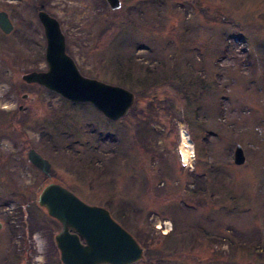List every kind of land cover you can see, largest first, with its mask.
Instances as JSON below:
<instances>
[{
  "label": "rangeland",
  "instance_id": "obj_1",
  "mask_svg": "<svg viewBox=\"0 0 264 264\" xmlns=\"http://www.w3.org/2000/svg\"><path fill=\"white\" fill-rule=\"evenodd\" d=\"M3 10L15 30L0 29V264H63L62 226L38 203L50 182L111 211L144 249L134 264H264V0H0ZM39 10L60 21L83 75L136 94L143 74L150 89L126 116L23 80L47 69Z\"/></svg>",
  "mask_w": 264,
  "mask_h": 264
},
{
  "label": "water",
  "instance_id": "obj_2",
  "mask_svg": "<svg viewBox=\"0 0 264 264\" xmlns=\"http://www.w3.org/2000/svg\"><path fill=\"white\" fill-rule=\"evenodd\" d=\"M107 1L113 9L121 6V0ZM39 18L47 39L48 69L28 72L23 75V80L42 85L72 102L92 103L111 120L124 117L135 103V93L84 76L74 58L66 52V37L60 21L44 10L39 12ZM0 28L6 34L14 30L7 11H0ZM28 158L42 172L51 174V162L36 149L29 151ZM245 161L244 149L238 144L234 162L241 165ZM38 203L62 225L55 239L64 264H133L142 259V246L107 208L86 203L56 182L43 188Z\"/></svg>",
  "mask_w": 264,
  "mask_h": 264
},
{
  "label": "bare ground",
  "instance_id": "obj_3",
  "mask_svg": "<svg viewBox=\"0 0 264 264\" xmlns=\"http://www.w3.org/2000/svg\"><path fill=\"white\" fill-rule=\"evenodd\" d=\"M180 136L182 139L180 145L182 160L184 163H189V161L194 157V143L190 138L189 133L185 129H182V131L180 132Z\"/></svg>",
  "mask_w": 264,
  "mask_h": 264
},
{
  "label": "trees",
  "instance_id": "obj_4",
  "mask_svg": "<svg viewBox=\"0 0 264 264\" xmlns=\"http://www.w3.org/2000/svg\"><path fill=\"white\" fill-rule=\"evenodd\" d=\"M146 70H149V74L152 72L149 68H147ZM130 76L132 75V74H135L134 73V71H132L131 70V72L130 73H128ZM143 76V74H139V84L141 85V87L143 88V89H141V88H138V89H136L135 90V92H136V94H137V96L138 97H141L143 94H144V92H146L147 90H149L150 89V85L149 86H146V84H144L143 83V79H144V76ZM133 77V76H132ZM134 78V77H133ZM204 87V89L203 90H201V91H196L195 92V96H194V102H198V105L199 106H202L203 105V99H204V95L206 94V91H207V87H206V84L203 86ZM146 88H149V89H146ZM150 108H152V102H150Z\"/></svg>",
  "mask_w": 264,
  "mask_h": 264
},
{
  "label": "flooded vegetation",
  "instance_id": "obj_5",
  "mask_svg": "<svg viewBox=\"0 0 264 264\" xmlns=\"http://www.w3.org/2000/svg\"><path fill=\"white\" fill-rule=\"evenodd\" d=\"M38 12H39V11H38ZM12 22H13V21H12ZM13 24H14V23H13ZM14 30H15V24H14ZM14 30H13V31H14ZM44 33H45V31H44Z\"/></svg>",
  "mask_w": 264,
  "mask_h": 264
}]
</instances>
